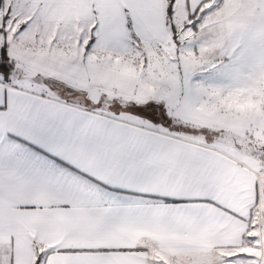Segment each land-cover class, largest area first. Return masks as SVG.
<instances>
[{
	"label": "snow or ice",
	"instance_id": "snow-or-ice-1",
	"mask_svg": "<svg viewBox=\"0 0 264 264\" xmlns=\"http://www.w3.org/2000/svg\"><path fill=\"white\" fill-rule=\"evenodd\" d=\"M0 264H264V0H0Z\"/></svg>",
	"mask_w": 264,
	"mask_h": 264
}]
</instances>
